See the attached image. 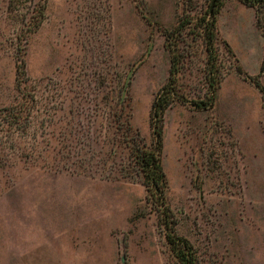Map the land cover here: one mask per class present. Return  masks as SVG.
<instances>
[{
	"label": "rangeland",
	"instance_id": "1",
	"mask_svg": "<svg viewBox=\"0 0 264 264\" xmlns=\"http://www.w3.org/2000/svg\"><path fill=\"white\" fill-rule=\"evenodd\" d=\"M211 2L0 0V110L22 111L19 122L0 118V264H180L132 138L152 140L170 70L164 30ZM218 2L220 37L239 61L219 43L234 69L214 108L165 114L171 227L200 264H264V37L254 9ZM192 38L181 85L195 99L207 56Z\"/></svg>",
	"mask_w": 264,
	"mask_h": 264
},
{
	"label": "trees",
	"instance_id": "2",
	"mask_svg": "<svg viewBox=\"0 0 264 264\" xmlns=\"http://www.w3.org/2000/svg\"><path fill=\"white\" fill-rule=\"evenodd\" d=\"M248 8L256 12L258 28L264 37V25H261V13L264 12V0H238ZM220 4L217 3L213 13L205 12L201 18L195 20L190 16L181 19L176 28L165 29V50L170 56V70L167 82L158 90L150 110V127L152 129V140L148 144L140 131L134 132L131 154L143 174V185L148 193L149 200L160 211L161 224L165 225L166 239L180 264H200L193 245L189 240L179 237L173 226V216L167 203V191L169 189L167 175L165 173L162 155L164 150V121L165 114L175 104L191 106L195 111H210L214 108L218 91L222 82L226 79L229 70L219 60L218 44H223L229 54L239 61L229 43L220 37L218 29V15ZM264 19V18H263ZM264 21V20H263ZM193 37L194 42H202L206 52V68L203 75L204 96L201 92L195 99L187 96L181 85V78L187 73L186 63L193 57V50L187 40ZM18 53V52H17ZM20 60V59H19ZM23 63V62H22ZM18 75H25L24 65L17 64ZM228 70V71H227ZM239 76L254 83L260 88V83L248 77L241 66L236 68ZM202 91V90H201ZM21 109L16 105L13 108L0 110V115L5 113L2 121L7 123L21 120ZM16 122V123H18Z\"/></svg>",
	"mask_w": 264,
	"mask_h": 264
},
{
	"label": "water",
	"instance_id": "3",
	"mask_svg": "<svg viewBox=\"0 0 264 264\" xmlns=\"http://www.w3.org/2000/svg\"><path fill=\"white\" fill-rule=\"evenodd\" d=\"M217 1H218V0H212L211 5H210V12H211V13L214 12L215 7H216V5H217ZM130 75H131V74H130ZM129 82H130V76H129L128 79H127V84H129Z\"/></svg>",
	"mask_w": 264,
	"mask_h": 264
}]
</instances>
